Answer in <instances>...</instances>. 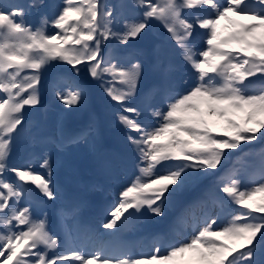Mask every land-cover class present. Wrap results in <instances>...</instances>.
Returning <instances> with one entry per match:
<instances>
[{
  "label": "snow or ice",
  "instance_id": "obj_1",
  "mask_svg": "<svg viewBox=\"0 0 264 264\" xmlns=\"http://www.w3.org/2000/svg\"><path fill=\"white\" fill-rule=\"evenodd\" d=\"M136 6L143 9L141 17L121 23L102 0H64L50 21L56 31L50 33L47 18L39 27L26 19L30 9L41 7L40 0H32L27 9L0 4V264H264V164L248 184L241 169L233 168L217 181L225 197L209 190L196 202V207L207 209L222 207L226 198L235 206L226 223L213 230L217 219L205 213L198 221L193 214V222L202 227L186 239L159 240L149 254L114 255L103 249L89 253L80 248L62 254L47 218H34L29 207H18L29 185L49 200L57 192L48 153L39 157L43 173L31 160L9 162L25 108L42 105L41 80L53 62L70 65L77 74L78 66L86 65L94 79L110 77L105 91L121 106L117 118L138 153L137 174L110 206L105 229L118 228L144 207L160 215L173 192L217 169L242 143L264 137V0H137ZM153 19L180 48L196 83L177 92L168 79L170 66L164 67L160 80L131 105L142 63L135 57L126 62L112 55L105 58L103 49L109 41L130 47V41L146 35ZM198 29L204 33L201 49L193 42ZM257 74L260 83L253 86L250 78ZM53 94L67 113L87 100L85 85L66 73L56 75ZM143 111L156 123L142 122ZM98 138V124L90 119L72 132L59 121L45 139L65 151L80 144L95 150ZM179 222L186 224L187 217Z\"/></svg>",
  "mask_w": 264,
  "mask_h": 264
},
{
  "label": "rangeland",
  "instance_id": "obj_2",
  "mask_svg": "<svg viewBox=\"0 0 264 264\" xmlns=\"http://www.w3.org/2000/svg\"><path fill=\"white\" fill-rule=\"evenodd\" d=\"M221 2H222V0H221ZM74 130H76V127L74 128ZM118 198V196H115V200ZM93 222L91 221V223L90 224H92ZM96 224V222L94 223V225ZM86 226H85V230H86ZM89 234H93L94 236H93V238H95V235H96V230L93 228V227H91L90 229H89ZM106 245V242L103 244V245H99L98 243H96V245H95V247H93V251H96L97 249H102L104 246ZM86 248V247H85ZM86 252H92V249L90 250V248H89V250H87ZM110 254H113V253H110Z\"/></svg>",
  "mask_w": 264,
  "mask_h": 264
},
{
  "label": "trees",
  "instance_id": "obj_3",
  "mask_svg": "<svg viewBox=\"0 0 264 264\" xmlns=\"http://www.w3.org/2000/svg\"><path fill=\"white\" fill-rule=\"evenodd\" d=\"M108 54H109V53H108ZM108 54H107V55H108ZM83 73H84L85 75H88L90 78H92V77L90 76V74H89V72H88V69H87V68H85V69H84Z\"/></svg>",
  "mask_w": 264,
  "mask_h": 264
}]
</instances>
